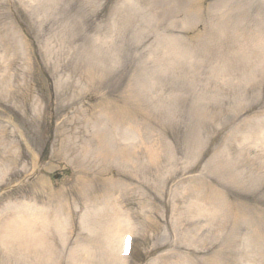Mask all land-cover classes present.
<instances>
[{"label":"rangeland","instance_id":"obj_1","mask_svg":"<svg viewBox=\"0 0 264 264\" xmlns=\"http://www.w3.org/2000/svg\"><path fill=\"white\" fill-rule=\"evenodd\" d=\"M0 264H264V0H0Z\"/></svg>","mask_w":264,"mask_h":264},{"label":"bare ground","instance_id":"obj_2","mask_svg":"<svg viewBox=\"0 0 264 264\" xmlns=\"http://www.w3.org/2000/svg\"><path fill=\"white\" fill-rule=\"evenodd\" d=\"M42 217L43 216L41 215V211L36 210L33 206H30L28 212L23 213L20 216H17L7 222V224L4 226V234L6 235V238L9 242H11L10 240H12V242L15 240V242L22 246L33 245L38 240L35 231L42 221ZM119 227L120 225L118 226V228ZM121 228L123 229L122 224ZM115 230H111L112 234L109 239H107V245L109 247H112L114 250L118 248L119 240L123 236L118 233V237L116 238V240H114L112 236Z\"/></svg>","mask_w":264,"mask_h":264}]
</instances>
